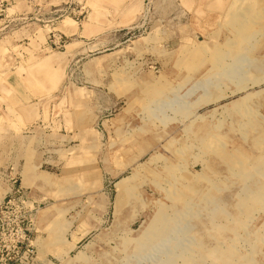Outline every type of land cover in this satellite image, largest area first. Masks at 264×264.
Here are the masks:
<instances>
[{
  "label": "rangeland",
  "instance_id": "obj_1",
  "mask_svg": "<svg viewBox=\"0 0 264 264\" xmlns=\"http://www.w3.org/2000/svg\"><path fill=\"white\" fill-rule=\"evenodd\" d=\"M183 1L0 0V264H264V0Z\"/></svg>",
  "mask_w": 264,
  "mask_h": 264
},
{
  "label": "crops",
  "instance_id": "obj_2",
  "mask_svg": "<svg viewBox=\"0 0 264 264\" xmlns=\"http://www.w3.org/2000/svg\"><path fill=\"white\" fill-rule=\"evenodd\" d=\"M189 0H186V2H188ZM196 1H198V0H196ZM218 1H221V0H216V3H214V1L211 3V0H208L207 2H204V3H208V7H209V9H214V10H219V9H223L224 8V6H225V0H222L221 1V5H218ZM183 2H185V0L183 1ZM199 3H197V4H195L194 5V7H193V10L196 12V8H198L199 7V5H200V7H207V6H203V4L204 3H202V4H200V2H202V0H199L198 1ZM204 5H206V4H204ZM213 10V11H214ZM211 13H208L207 15H210ZM211 16V15H210ZM84 28V29H83ZM82 28V30H79V28L78 27H76V31L75 32H73V33H69V32H67L69 35H76V36H80V35H87L88 33H89V28H87V26H85V27H83ZM40 93H41V89L38 91V92H36V95L37 96H39L40 95ZM37 166L36 165H34L31 169L30 168H28V169H26V170H23L24 172H23V174L26 176V174H30V175H37L38 174V172L40 171H38L37 172Z\"/></svg>",
  "mask_w": 264,
  "mask_h": 264
},
{
  "label": "built area",
  "instance_id": "obj_3",
  "mask_svg": "<svg viewBox=\"0 0 264 264\" xmlns=\"http://www.w3.org/2000/svg\"><path fill=\"white\" fill-rule=\"evenodd\" d=\"M12 205V202L7 200V201H2L0 203V235L3 234L4 230H5V220H3L4 214L6 213V210L9 209V207ZM0 257H2V254H0Z\"/></svg>",
  "mask_w": 264,
  "mask_h": 264
}]
</instances>
